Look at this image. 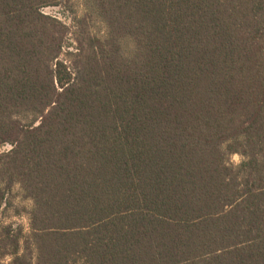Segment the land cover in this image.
I'll list each match as a JSON object with an SVG mask.
<instances>
[{
  "label": "trees",
  "instance_id": "trees-1",
  "mask_svg": "<svg viewBox=\"0 0 264 264\" xmlns=\"http://www.w3.org/2000/svg\"><path fill=\"white\" fill-rule=\"evenodd\" d=\"M60 1L0 0V264H264V0Z\"/></svg>",
  "mask_w": 264,
  "mask_h": 264
},
{
  "label": "rangeland",
  "instance_id": "rangeland-1",
  "mask_svg": "<svg viewBox=\"0 0 264 264\" xmlns=\"http://www.w3.org/2000/svg\"><path fill=\"white\" fill-rule=\"evenodd\" d=\"M83 0H61L59 5L48 6L44 8V11L50 15H54L65 21L68 25L72 26V30L75 27L72 24V20L76 13L81 14V6ZM99 28L100 26H95ZM12 145L0 143V153L10 150ZM232 162L239 164L242 160L240 154H234L232 156ZM10 179H0V220L3 222L17 221L23 223L25 228H29V215L28 211L32 208L33 202L26 198L21 188L17 184H10ZM5 193L6 198L1 199V194ZM9 201L7 209L4 208L3 201ZM1 223V222H0Z\"/></svg>",
  "mask_w": 264,
  "mask_h": 264
}]
</instances>
